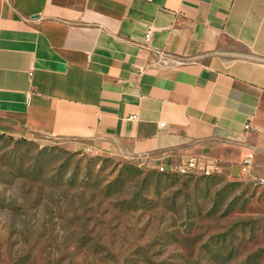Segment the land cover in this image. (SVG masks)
Masks as SVG:
<instances>
[{
	"label": "crops",
	"instance_id": "0c3cea01",
	"mask_svg": "<svg viewBox=\"0 0 264 264\" xmlns=\"http://www.w3.org/2000/svg\"><path fill=\"white\" fill-rule=\"evenodd\" d=\"M0 125L264 178V0H0Z\"/></svg>",
	"mask_w": 264,
	"mask_h": 264
},
{
	"label": "rangeland",
	"instance_id": "374dc122",
	"mask_svg": "<svg viewBox=\"0 0 264 264\" xmlns=\"http://www.w3.org/2000/svg\"><path fill=\"white\" fill-rule=\"evenodd\" d=\"M161 166L0 125V264H264V178Z\"/></svg>",
	"mask_w": 264,
	"mask_h": 264
},
{
	"label": "built area",
	"instance_id": "2783aa9c",
	"mask_svg": "<svg viewBox=\"0 0 264 264\" xmlns=\"http://www.w3.org/2000/svg\"><path fill=\"white\" fill-rule=\"evenodd\" d=\"M152 38V31L146 35V41H150ZM165 124H161L164 126ZM246 128H250V124L246 125ZM163 171H171L177 173H185V172H201V173H214V172H222L221 166L216 162V160L211 158H203V157H191L188 160H185L178 165L172 166L170 168L162 167Z\"/></svg>",
	"mask_w": 264,
	"mask_h": 264
}]
</instances>
